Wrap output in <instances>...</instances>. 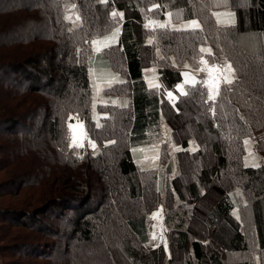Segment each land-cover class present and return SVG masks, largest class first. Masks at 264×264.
Returning <instances> with one entry per match:
<instances>
[{"label": "trees", "instance_id": "1", "mask_svg": "<svg viewBox=\"0 0 264 264\" xmlns=\"http://www.w3.org/2000/svg\"><path fill=\"white\" fill-rule=\"evenodd\" d=\"M226 8L234 24L214 20ZM113 11L123 18L113 22ZM169 13L201 29L158 27ZM117 27L105 55L122 104L94 103L89 46ZM246 34L256 38L251 48L241 47ZM202 56L235 70L215 116L207 88L176 89ZM70 116L84 122L95 152L68 147ZM160 122L180 146L173 176L138 166V148L160 135ZM250 145L258 163L246 166ZM0 177V204L25 197L23 207L0 205V264H81L80 254L94 264L93 246L107 264H264V0H0ZM158 208L167 249L149 246Z\"/></svg>", "mask_w": 264, "mask_h": 264}, {"label": "rangeland", "instance_id": "2", "mask_svg": "<svg viewBox=\"0 0 264 264\" xmlns=\"http://www.w3.org/2000/svg\"><path fill=\"white\" fill-rule=\"evenodd\" d=\"M222 4H223V2H222ZM223 10L224 11H232L228 8L223 9ZM191 20H196V19H188V20L179 21V22H172L169 19V16L167 14L166 21L164 23L168 24L171 28H180L182 25L189 23ZM112 33L113 32H109V33L104 34L98 38L93 39L90 43V46H89L90 54L88 57V69H89V73H90L89 75H90L91 87H92V91H93L94 103L122 104V103H119V99L122 100V97L117 96V94L113 93L112 89L109 88V86H108L109 84L116 82L118 79L114 80V76H108L106 74L105 65H98V63L94 64L90 61L92 59H94V60L97 59V57H101L103 59V57L101 55H98L95 53L98 50V49H95L97 46L104 47V45H103V43H101V41H104V42L110 43V44H114L117 42V38L112 39L110 41H105V38L110 37L112 35ZM237 37H239V36H237ZM93 41H97V43L95 45H93V43H92ZM255 41H256V38L253 36V34H246L240 40L241 45H242L241 47L244 48V46H245V47L251 48V44L253 47L255 44ZM202 47L209 48V46H205V45ZM226 63H230V62L225 60L223 63L219 64V66L223 67ZM209 65H211V64H209ZM151 70L154 71L155 68L154 67H148L145 69V72H149ZM185 72H188L190 74L189 78H191L192 75H195V76L198 75L199 79H200V77L204 78V76H205V79H207L206 72H199L197 74L198 69L185 68L183 73H185ZM115 76H117V74H115ZM118 77L120 78L119 75H118ZM196 79H197V77H196ZM183 81H184V77L182 78V82H180L178 85H182ZM147 82H148V84H150V86L158 84V80L155 77H154V79L149 78L147 80ZM222 84H224V83H221V85ZM178 85H177L176 89L178 88ZM185 88H186V85H184V90H185ZM177 92L180 93L179 91H177ZM95 115H96V113H95ZM193 117H194V115H192V114L191 115L184 114V116H183L184 120H186V121H189V119H192ZM73 118L74 119L69 121L73 125H76L78 123V121H79V123H82V125H83V129H81L79 127L75 128L77 142H80L81 139H83V145H85V144L89 145L88 140L90 138L87 136L84 122L80 119H78V121H77L76 117H74V116H73ZM195 121H198V120L196 119ZM158 126H159V129L161 130L160 135H158L156 138L152 139L146 145H143L140 148H138V155H139L138 166L140 168H143V169H154L156 172L163 170L164 172H166V174L170 170L169 176H173L175 173V157H174L175 153H174V150L176 148H179L180 146L172 140L167 124H165L164 122H160ZM83 133H86V136H83ZM91 140L95 143V145H96L95 150H97L98 146H97L96 142L93 139H91ZM245 145H247V143H245ZM196 148H197V146L195 144H193L192 142H190L189 149L191 151H193ZM140 149H143L144 151H140ZM252 151H253V148L250 145L248 148V152H247L248 155L246 153L245 158H244L245 164L256 165L258 163V160L255 161V159L257 158V155L255 154V156L253 157ZM157 153H158V157H159L158 159L156 158ZM260 155L263 156L262 154H260ZM248 156H249V158H248ZM252 158H253V160H252ZM21 171H23V170H20L19 172H16L15 174L23 173ZM15 174H12L11 177H14ZM3 179H5V177H0V181H3ZM24 198L25 197L21 196V195L15 196L14 198L12 196H10L5 201V203L0 204V205H8V206H12V207H23L24 205L21 203L23 202ZM211 200L212 199L210 196L209 201H211ZM26 208L29 209V207H26ZM164 223H165V219H164V216L162 213V209L158 208L156 211H154L150 215V221L148 224V226H149L148 236H149V246L150 247H154V246H157L159 244H162L165 247V249L168 248L167 234H166L167 233V227L165 226ZM9 231L15 232V230H11V229H9ZM17 233H18L19 237L21 235H23V234H21L23 232H17ZM153 235H155L156 239H153ZM38 239L41 241H44V243L46 245L48 244V241H46L44 237H38ZM1 244L7 245V244H9V242L7 240H3L1 242ZM101 247H102V244H101ZM86 249H88L86 256L89 257L88 258L89 261L94 262V264H107L105 262V259H107V261H108V255L106 258L104 256V254L101 253V249L99 247L93 246L92 248L88 247ZM91 250H94L96 253H94V255L93 254L91 255ZM2 261L7 263V262L11 261V259L4 260L2 258ZM80 261H81V264H85V261H84L82 254H80ZM108 263L110 264V262H108Z\"/></svg>", "mask_w": 264, "mask_h": 264}, {"label": "snow or ice", "instance_id": "3", "mask_svg": "<svg viewBox=\"0 0 264 264\" xmlns=\"http://www.w3.org/2000/svg\"><path fill=\"white\" fill-rule=\"evenodd\" d=\"M100 2L101 3H107V0H100ZM155 7L156 6H154V8ZM152 10L153 9H149V11H152ZM117 15H119L121 19L123 18V13L118 14L117 12L113 11L111 13V16L113 18V22H115ZM168 15H169V18H171L172 14L169 13ZM65 19H70V17L66 16ZM76 19L79 20L80 19L79 16H77ZM218 23H219V21H218ZM232 23L234 24V20L232 21ZM157 26L160 28H167L168 24H160ZM144 27L147 29L149 27V24H145ZM200 29H201L200 23L197 20H191L189 23L182 25L180 28H174L172 30H174V31H196V30H200ZM118 33H119V28L117 27L116 30L112 33V35L110 37L105 38V41H110L112 39H116L118 36ZM152 42H153L152 40L148 41L149 44H151ZM92 43H93V45H95L97 43V41H93ZM101 43H103L104 47H111L112 46L110 43H106L104 41H101ZM200 52L206 53L208 56L213 55L210 48L201 47ZM199 63L201 64V67L198 69L197 74L199 72H206L207 79L197 80L195 75H192L191 78H189L190 74L188 72L181 73V75L184 77V81H183L182 85H178L177 91H179L181 95H187L188 93L184 90V85H189L191 88H195L196 85L199 84V85H201V87L207 88V100L205 101V103H211L213 105V107L211 108V111H212L213 115L215 116V112H216L215 103H216L217 97L220 95V85H221V83H224V84L234 83L235 70L233 69V67L230 63H226L223 67H221L217 64L209 65L208 61L205 60L203 56L200 58ZM185 67H188V65H185ZM118 82L123 83V81H118ZM108 86H109V88L112 87L111 84H109ZM168 97L170 100L175 99L171 92L168 93ZM124 106H126V105H124ZM95 107H96V105L93 104V108H95ZM72 119H74V118L70 116L69 121H71ZM76 119L78 121V117H76ZM76 127L83 129V125H82V123H79V121L76 125H73L71 122L68 123L67 139L71 141L68 144L69 148H79V147L84 146L83 145V139H81L80 142H77L76 133H75ZM97 127H101V125L98 122H97ZM83 136H86V133H83ZM88 143H89V146L95 152V149H96L95 143L91 139L88 140ZM245 143H249V142L246 141ZM140 151H144V150L140 149ZM79 158L82 159L83 157H79ZM156 158L157 159L159 158L158 153H157ZM246 166H247V164H246ZM153 239H156L155 235H153Z\"/></svg>", "mask_w": 264, "mask_h": 264}, {"label": "crops", "instance_id": "4", "mask_svg": "<svg viewBox=\"0 0 264 264\" xmlns=\"http://www.w3.org/2000/svg\"><path fill=\"white\" fill-rule=\"evenodd\" d=\"M213 18L214 20L218 23V24H231L232 21L234 20L235 21V14L233 11H224L223 9H216L213 11ZM181 21H184V20H181ZM179 22V21H177ZM119 28V27H118ZM116 29L112 30L111 32H114ZM120 36H121V30L119 28V33H118V36H117V42L114 43V44H111V45H115L119 42L120 40ZM108 48V47H101V46H97L95 49H98L95 53L98 54V55H101L103 57V59L101 57H97V59H92L90 60L92 63H98V65H105L106 67V74L108 76H114V80L118 79L119 80V77H118V72H116L108 63V60L106 58V55H105V49ZM90 54V53H89ZM89 57V55H88ZM183 70H185V68H183ZM115 74H117V76H115ZM150 85V84H149ZM168 92H171L173 97L176 99V94L172 91H167L166 92V98L169 99L168 97ZM174 100H171L172 102L175 101ZM170 100V99H169Z\"/></svg>", "mask_w": 264, "mask_h": 264}]
</instances>
